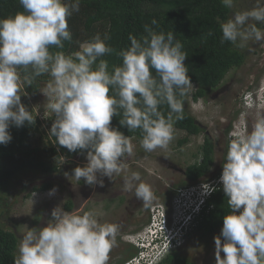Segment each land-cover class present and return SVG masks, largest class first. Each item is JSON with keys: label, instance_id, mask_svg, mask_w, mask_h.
I'll list each match as a JSON object with an SVG mask.
<instances>
[{"label": "clouds", "instance_id": "9594fccd", "mask_svg": "<svg viewBox=\"0 0 264 264\" xmlns=\"http://www.w3.org/2000/svg\"><path fill=\"white\" fill-rule=\"evenodd\" d=\"M18 2L22 12L0 18V145L11 141L10 126L35 123L36 116L21 103V97L37 77L48 75L40 93L55 117L49 132L68 152L86 153L87 163L72 169L70 177L66 172V177L83 180L89 187H104V178L112 180L129 172L125 161L134 155V137L112 127L113 117L121 116L119 124L129 132H141L140 146L145 152L169 147L175 123L184 119V98L195 87L184 63L188 55L172 30L157 32L145 25L146 35L129 34L130 46L119 52L107 44L111 38L107 32L103 37L97 33L80 43V50L65 54V42L72 41L68 19L80 11L81 0ZM221 3L233 9L237 0ZM217 22L221 44L229 42L236 49L250 48V42L264 44V28L257 27V23L264 24V0H255L251 9L223 22L217 18ZM113 53L122 64L110 71L102 57ZM242 102L245 109L264 106V84L248 90ZM164 105L169 109L166 115L160 110ZM245 121L243 111L217 177L178 189L168 214L163 205L148 209L147 224L131 234L136 254L124 264H159L182 246L200 216L208 212L207 200L219 187L231 211L213 238L216 264H264V112L256 113L251 131ZM122 188L134 190L145 207L156 199L151 185L136 171L124 176ZM191 190V198L179 197ZM155 206H160L162 216L155 215ZM50 217L44 227L25 225L13 264H108L110 252L118 246L121 225L101 224L93 212L76 215L61 206L53 208Z\"/></svg>", "mask_w": 264, "mask_h": 264}, {"label": "trees", "instance_id": "16d2710c", "mask_svg": "<svg viewBox=\"0 0 264 264\" xmlns=\"http://www.w3.org/2000/svg\"><path fill=\"white\" fill-rule=\"evenodd\" d=\"M18 11H23L18 0H0V18L12 16ZM230 15L231 9H226L221 0H81L80 11L73 13L68 19L72 41L65 42L63 51L65 54L78 51L80 43L90 40L97 33L103 37L107 32L111 37L107 44L119 52L130 46L129 34L137 38L146 35L145 25H149L157 32L172 30L188 55L184 63L195 85L191 99L196 102L207 98L209 92L221 85L231 69L239 68L245 62L246 55L242 49L234 48L229 42L223 44L220 42L222 33L217 18L223 22L229 19ZM152 20H156L157 24L152 25ZM209 32L212 35H208ZM51 51L55 52L56 49L53 48ZM102 59L108 61L110 71L114 66L122 64L116 53ZM49 79L48 75L37 77L32 86L25 87L27 95L21 97V103L36 116L35 123L33 125L25 123L19 128L10 126L11 141L6 146L0 145V208L13 179L29 172L44 176L59 175L64 170L66 162L76 156L86 155L80 152L70 153L57 144L49 132L55 117L48 114L46 116V111H42L41 107L39 111H42L41 114L45 118L39 120L33 103ZM109 94H112L111 90ZM187 99L188 95L184 98V119L174 125L177 130L185 133L179 145L186 144L188 138L199 135H203V141L199 147L197 161L185 168L184 181L175 187L170 198L178 189L200 181H209L222 172L220 168L210 175L214 163V146L212 140L204 133V128L186 108ZM160 110L165 115L169 111L167 105L162 106ZM121 118L113 117L111 126L140 142L141 132L139 130L129 132L127 128L121 127L119 124ZM52 188V183L42 182L32 186L30 192L31 194L48 192ZM207 206L208 212L200 216L189 239L190 237L191 240L201 239L216 233L223 226V217L231 211L222 187L211 193ZM71 208V201H67L65 210L70 211ZM139 229L141 230V227ZM17 254L18 239L15 233L0 226V264H13ZM135 254L136 250L128 246L115 264H124ZM159 264L191 263L175 249Z\"/></svg>", "mask_w": 264, "mask_h": 264}, {"label": "rangeland", "instance_id": "374dc122", "mask_svg": "<svg viewBox=\"0 0 264 264\" xmlns=\"http://www.w3.org/2000/svg\"><path fill=\"white\" fill-rule=\"evenodd\" d=\"M254 5L255 0H237L236 6L231 9L230 18L234 13L249 10ZM257 25L264 28V24L257 23ZM242 50L246 55L244 64L239 68L231 69L221 85L209 92L207 98L195 102L191 99V93L195 88L188 93L186 108L204 128V133L212 140L214 146V163L210 175L223 167L230 135L235 127H240L239 123H235L238 115L244 111L247 130L251 131L256 113L264 112L263 105H259L257 109H245L242 102L248 90H254L264 84V44L250 42V48ZM46 103V98L39 92L36 102L33 103L38 115H42V111H39L40 107L50 115ZM175 130V138L167 149L145 152L140 142L133 140L134 155L125 161L129 172L121 173L112 180L104 178V187H89L83 180L78 182L69 178L72 169L77 166L83 167L87 163L85 155L76 156L66 162L64 170L59 175L44 176L29 172L13 179L8 186V193L1 201L0 226L15 233L19 247L25 233V225L29 228L46 226L47 221L51 219V210L61 206L67 211L66 203L71 201L72 208L67 212L76 215L93 212L101 224L121 225V234L117 237L118 246L109 254L108 264H113L118 256H123L128 246H133L131 234L136 233L132 232L136 231L134 226L138 227L142 224L145 226L149 216V210H146L143 202L135 197L134 190L123 191L124 176L131 171L139 172L141 180L151 185L156 196V199L147 206L148 209L153 205H163L168 214L170 196L175 191V187L184 181L185 168L198 159L203 135L190 137L186 144L179 145L185 133L176 128ZM66 172L69 173V177L65 176ZM42 182L52 183L53 188L56 189L55 194L49 196L48 191L36 193L33 197L30 192L31 187ZM137 210L141 211L142 215L136 214ZM131 215H136L134 220L137 223L136 225L129 223L132 225L129 229L124 222L129 221ZM121 220L123 223H120ZM220 230L221 228L216 233L201 239L191 240L190 237L177 248V251L191 264H216L213 238L219 235ZM221 257L223 258V253Z\"/></svg>", "mask_w": 264, "mask_h": 264}, {"label": "built area", "instance_id": "2783aa9c", "mask_svg": "<svg viewBox=\"0 0 264 264\" xmlns=\"http://www.w3.org/2000/svg\"><path fill=\"white\" fill-rule=\"evenodd\" d=\"M46 116H47V112H46ZM45 117L43 116V115H39V120L40 121H42L43 119H44ZM200 193H204V191H203V189H202V187H200ZM193 191L191 190V191H189L188 193H180V196L179 197H189V198H191L192 196H193ZM181 200L178 198V200H177V198L175 199V202L177 203V204H179V202H180ZM191 205V203H188L187 204V207L188 206H190ZM155 215L156 216H162V212H161V208H160V206H155ZM176 220H177V216H176V218H175ZM187 218H185V220H186ZM162 223H163V221H162ZM160 228H162L163 227V224L162 225H160L159 226ZM151 234H153L154 235V230H152L151 232H150ZM138 260V259H137ZM137 260L135 259L134 260V263L135 262H137Z\"/></svg>", "mask_w": 264, "mask_h": 264}, {"label": "flooded vegetation", "instance_id": "af4514ba", "mask_svg": "<svg viewBox=\"0 0 264 264\" xmlns=\"http://www.w3.org/2000/svg\"><path fill=\"white\" fill-rule=\"evenodd\" d=\"M130 214H131V213H130ZM136 214H138V215H142V212L139 211V210H137V211H136ZM130 217H131V219H130L129 221L126 220V221L124 222V223L126 224V226L129 227V229H130L131 226H132L131 224H135V225H136V223H137V221L134 220L135 217H136V215H134V216L131 215ZM120 223H123V220H121ZM129 223H131V224H129ZM133 226H134V225H133ZM142 226H143V224H142L141 226L139 225L138 227H137V226H134V227H136V228H134V230H136V231H132V232H136V233H137V232L140 230L139 228H140V227L142 228ZM121 228H122V227H121ZM119 258H121V256H118L117 259H115V262H116ZM115 262H113V264H115Z\"/></svg>", "mask_w": 264, "mask_h": 264}]
</instances>
